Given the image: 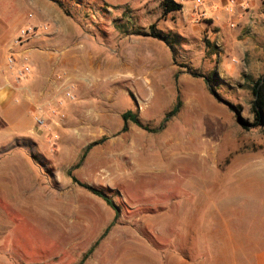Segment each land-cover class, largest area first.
<instances>
[{
    "label": "rangeland",
    "instance_id": "obj_1",
    "mask_svg": "<svg viewBox=\"0 0 264 264\" xmlns=\"http://www.w3.org/2000/svg\"><path fill=\"white\" fill-rule=\"evenodd\" d=\"M57 1L90 55L30 91L45 128L27 112L9 128L0 118V264H253L264 249V133L238 121L252 122L264 74V0H201L167 16L152 0H115L123 10ZM127 111L143 128L123 131Z\"/></svg>",
    "mask_w": 264,
    "mask_h": 264
},
{
    "label": "crops",
    "instance_id": "obj_2",
    "mask_svg": "<svg viewBox=\"0 0 264 264\" xmlns=\"http://www.w3.org/2000/svg\"><path fill=\"white\" fill-rule=\"evenodd\" d=\"M152 1L160 8L162 14L159 1ZM173 1L181 5V10L188 6L190 2L197 4L196 0ZM234 1L235 4H230L228 1L225 3L224 0H210L208 5L211 9H216V2H220L224 7H235V5L241 6L240 2L243 0ZM116 2L115 0H99L101 7L110 9L123 10L131 7L127 4L112 5ZM67 10L68 8L57 0H0V118L8 122V128L18 124L21 114L27 112L31 116L32 103L29 97L32 93L30 91L43 89L48 83V78L57 69H64L70 73L76 71L89 57L90 54L86 50L88 34L80 23L73 21L63 13ZM34 14L38 16V26L46 25L47 32L41 31L38 36L28 40L15 50L16 53L25 55L28 58L31 68L28 78L20 83V87L22 86L21 91L16 92L17 87L12 74L7 72L4 64V55L10 40L20 28L29 26L27 22L29 18H34ZM62 49L67 52L66 59L57 63L58 56L54 54ZM23 89L27 92L22 91ZM30 130H27L26 134L20 137L28 135L31 132ZM260 173L259 175H261ZM253 264H264V249L255 255Z\"/></svg>",
    "mask_w": 264,
    "mask_h": 264
},
{
    "label": "trees",
    "instance_id": "obj_3",
    "mask_svg": "<svg viewBox=\"0 0 264 264\" xmlns=\"http://www.w3.org/2000/svg\"><path fill=\"white\" fill-rule=\"evenodd\" d=\"M159 1L160 6L162 8V15L166 16L169 13L177 12L181 10V5L175 3L173 0H155ZM61 6V5H59ZM154 38L165 41V38L160 36L159 34L153 33L152 34ZM251 93H252V102L250 104V114L252 117V122H242L238 121L242 127L243 130H249V128H258L264 133V74L254 82V84L251 87ZM181 103L178 102L171 112L167 115L168 118L173 117L180 109ZM121 119L123 121V131L126 130V125L128 122H131L132 124L136 125L137 127L143 128V126L140 124V122L137 119L136 114L132 113L131 111H127L121 115ZM145 129V128H144ZM68 175L71 177V179L75 182V178L71 176V172H68ZM79 184V183H78ZM80 187L87 190L91 194L99 197L102 199L107 206L112 208L113 210H116V207L114 206L111 199H109L105 194H103L101 191L91 188L84 184H79ZM92 250V249H91ZM90 250V251H91ZM89 251V252H90Z\"/></svg>",
    "mask_w": 264,
    "mask_h": 264
},
{
    "label": "built area",
    "instance_id": "obj_4",
    "mask_svg": "<svg viewBox=\"0 0 264 264\" xmlns=\"http://www.w3.org/2000/svg\"><path fill=\"white\" fill-rule=\"evenodd\" d=\"M230 4L233 0H228ZM197 4H200V0H196ZM47 32V26H24L20 28L15 36L13 37L11 46L6 58L5 67L8 73L12 74L16 87H20V83L24 82L31 73V68L28 62V58L25 55L16 53L15 50L25 44L28 40L35 38L41 32ZM16 88V90H17ZM65 98L70 99V93H65ZM31 102L34 101V96L30 95ZM32 122L34 127L42 129L47 126L49 117L45 110V105L41 104L40 101H35L31 111Z\"/></svg>",
    "mask_w": 264,
    "mask_h": 264
},
{
    "label": "bare ground",
    "instance_id": "obj_5",
    "mask_svg": "<svg viewBox=\"0 0 264 264\" xmlns=\"http://www.w3.org/2000/svg\"><path fill=\"white\" fill-rule=\"evenodd\" d=\"M123 177V176H122Z\"/></svg>",
    "mask_w": 264,
    "mask_h": 264
}]
</instances>
